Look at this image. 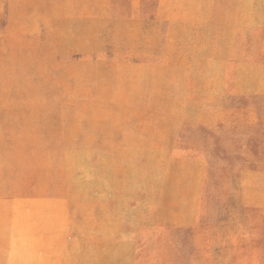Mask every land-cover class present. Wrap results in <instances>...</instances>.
<instances>
[{"label": "rangeland", "instance_id": "1", "mask_svg": "<svg viewBox=\"0 0 264 264\" xmlns=\"http://www.w3.org/2000/svg\"><path fill=\"white\" fill-rule=\"evenodd\" d=\"M0 264H264V0H0Z\"/></svg>", "mask_w": 264, "mask_h": 264}]
</instances>
